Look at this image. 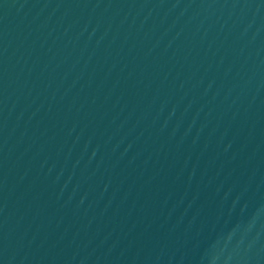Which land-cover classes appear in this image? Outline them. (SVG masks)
<instances>
[{
    "label": "water",
    "instance_id": "water-1",
    "mask_svg": "<svg viewBox=\"0 0 264 264\" xmlns=\"http://www.w3.org/2000/svg\"><path fill=\"white\" fill-rule=\"evenodd\" d=\"M0 264H264V0H0Z\"/></svg>",
    "mask_w": 264,
    "mask_h": 264
}]
</instances>
